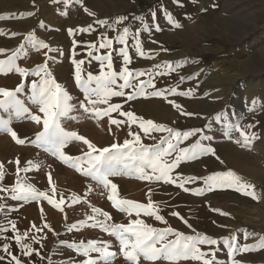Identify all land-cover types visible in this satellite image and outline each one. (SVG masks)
<instances>
[{
	"label": "rangeland",
	"instance_id": "374dc122",
	"mask_svg": "<svg viewBox=\"0 0 264 264\" xmlns=\"http://www.w3.org/2000/svg\"><path fill=\"white\" fill-rule=\"evenodd\" d=\"M153 12L156 13L155 18L151 15ZM169 14L181 27L174 28L168 22ZM0 17H6L0 19V50H3L0 60L8 59L24 45L16 57L18 66L31 72L37 66L47 64L52 77L72 97L73 110L62 118V127L83 136L97 148L131 139L127 135L129 126L111 125L107 117L94 119L91 113H85L80 108L84 93L74 80L73 59L84 60L85 72L96 75L100 65L95 56L111 52L114 70L120 71L122 57L119 49L125 46L116 43L115 38L126 26L130 30L126 45L131 57L130 69L155 73L163 71L154 67L157 64L171 62L182 65L174 67L168 74L155 76V88L148 89V93L162 88H176L178 92L191 89L190 97L166 92L164 97L149 95L148 98L139 97L127 102L126 97H113L110 103H120L123 110H132L137 116L182 132L200 130L183 141L180 147L190 148L200 140L215 154L208 153L182 162L174 171L173 175L197 178L185 185L190 191L171 184H150L121 174L110 177L118 186V198L146 204L151 189V199L158 203L160 214L167 223L158 222L143 213L139 218L156 228L171 227L185 235L200 233L220 240L221 243L211 249L201 246L202 251H215L214 264H232L233 257L223 242L232 234L241 246L247 244L252 247L264 240V0H0ZM118 17L126 19L115 25L116 30L96 23L104 19L109 25H114ZM68 29H73V35H69ZM81 29L89 31L82 32ZM137 29L139 34L135 35ZM29 33L49 44L51 50L34 49L30 42L25 41ZM101 34L113 40L111 49L99 48ZM137 39L145 52L144 57L136 52ZM88 44L96 45L92 57L87 55ZM181 77L184 79L181 80ZM35 79L38 78L31 74L26 79L15 72L0 74V88L14 90L23 83L18 98L35 114L37 109L30 103L31 82ZM173 104H179L180 109ZM218 113L222 114L219 122L214 119ZM0 115L8 117L7 113L0 112ZM112 116L119 120L127 119L118 113ZM235 124L248 134L254 133L256 139L246 144L235 130L225 135L226 126ZM248 125L252 127L248 128ZM10 126L26 143L18 145L7 133L0 132V164L4 165L5 173L0 186H14L19 167V175L27 183L48 192L57 203L61 198L64 202L61 211L53 208L47 200L13 201L8 198L9 193H0V197L4 198L0 203L8 206L7 217L0 213V225L10 219L16 223L20 233L28 232L29 237L35 236L40 241L28 240L34 251L27 257L15 244L11 230L0 234V245L9 243L11 251L22 260V264H49V260L52 264H70L72 258L83 261L85 257L78 256L66 244L97 239L113 244L111 250L118 253L113 264H128L119 254L114 237L99 228L90 227L92 221H88L87 217L93 215V207H98L110 214L108 224L126 225L137 218L135 214L129 217L119 212L108 200L109 190L45 150L33 146L30 141L42 130V125L25 116L13 117ZM131 128L136 130L137 126L131 125ZM140 135L142 143L153 145L166 133H153L155 139L144 136L142 132ZM63 151L79 157L88 148L82 141H72ZM17 159L19 166L15 163ZM30 160L34 166L24 172ZM227 171L239 176L242 182L253 185L259 199L254 200L231 188L215 189L199 196L192 194L197 188L204 187L203 177ZM49 174L51 184L48 182ZM71 197H79V200ZM12 208L17 210L11 211ZM172 212H178L187 224L171 215ZM81 221H86V225L68 231L72 224ZM33 224L41 231L37 232ZM44 224H48L51 230L43 227ZM3 237H7V241ZM97 255L92 253L91 257L96 258ZM234 259L238 264H264V248L237 253ZM0 264H9V259L0 260ZM141 264L148 262L142 260ZM156 264L167 262L158 261ZM177 264L199 262L188 259Z\"/></svg>",
	"mask_w": 264,
	"mask_h": 264
},
{
	"label": "snow or ice",
	"instance_id": "6c2138e0",
	"mask_svg": "<svg viewBox=\"0 0 264 264\" xmlns=\"http://www.w3.org/2000/svg\"><path fill=\"white\" fill-rule=\"evenodd\" d=\"M87 12L88 9H85ZM92 15V13H89ZM155 18L156 13L151 14ZM6 19V17H0ZM126 17L116 18L114 25H109L107 20H98L96 23L101 26L108 25L112 30L115 25L121 24ZM168 22L174 27L179 28L181 25L172 18L169 14L167 16ZM42 23V22H41ZM159 30V29H158ZM80 31H89V29H81ZM129 28L124 27L115 38V42L124 45L119 49L122 57V68L120 71L114 70L113 57L111 52L104 55L95 56V59L100 65L99 74L94 75L92 72H85L83 65L84 60H72L74 65V80L78 87L84 93L83 101L80 108L85 113H91L94 119H102L107 117L111 125L127 124L129 130L127 135L131 139H125L123 143H112L109 147L97 148L89 140L83 136L78 135L74 131H66L62 125L61 120L68 116L73 110L71 103L72 97L61 87L59 83L52 77L48 71L47 64L39 65L32 69L31 72L25 68L18 66L16 57L24 47L21 45L16 49L6 60H0V74H8L15 72L22 78H27L30 74L37 77L31 82L30 103L36 107L37 113H33L25 103L18 98V93L23 90V83L17 86L14 90H6L0 88V112L7 113L5 118L0 115V132L7 133L13 141L18 145H24L26 140L20 138L18 133L10 126L12 118L25 117L37 125H42V130L35 134L31 144L37 148H41L59 159L66 165L81 172L82 175L90 177L97 184L102 185L104 189L109 190L110 194L108 200L111 201L112 206L121 213H126L129 217L133 214L137 217L130 220L128 224L114 223L108 224L111 220L108 212L102 211L98 207L92 208L93 215L87 217L88 221H92V228H99L107 235L114 237L118 242L119 254L128 262V264H141V261L148 262V264H156L158 261H165L167 264H177L180 260L191 259L198 261L199 264H214L215 251H202L201 246H216L221 243L216 238H210L206 234L196 233L195 235H185L171 227L156 228L147 224L139 217L143 213L145 216L153 217L156 221L167 223L164 216L160 214V208L157 202L151 199V189L148 193V202L139 203L128 199L118 198V186L110 180V177H115L121 174L128 175L130 178H136L140 181H147L152 183L171 184L178 188L190 191L185 188V185L195 181L197 178L192 176L173 175L174 171L181 165L182 162H188L197 159L201 155L212 153L214 150L211 147L205 146L200 140L189 147H180L183 141L196 135L200 130L179 131L162 124H157L150 119H144L134 114L132 110H123V105L120 103H110L113 97H126V101H131L139 97L148 98L149 95L154 97H164L168 92L173 95L191 96L192 90L186 92H178L176 88H162L148 93V89L155 88V76H162L170 73L174 67H181L182 65H173L171 62L164 64H157L156 69H163V71L146 72L135 71L130 69L128 65L131 63V57L127 50ZM69 35H73V29H68ZM139 34L137 29L135 35ZM26 42H30L31 46L37 51L41 49H50V45L39 41L35 36L29 33L25 37ZM156 43V41H152ZM87 55L92 57L96 48L95 44L86 45ZM113 47V40L101 34L100 49H111ZM136 52L141 56H145V52L141 46V42L137 39L135 42ZM167 51L166 49H162ZM3 50H0L2 52ZM47 55V53H45ZM154 59L155 57H149ZM147 77V79H140ZM195 78V76L193 77ZM184 77H181L183 80ZM94 85V86H93ZM129 89L130 91H125ZM99 105H107L101 108ZM173 107L180 109L179 104H173ZM118 113L120 117H126V120H119L113 118L112 114ZM42 114V115H41ZM182 115L185 113L181 112ZM191 115V114H188ZM222 114H217L214 119L218 122L221 120ZM131 125H136V130H132ZM251 128V125L247 126ZM111 130V129H110ZM235 130L239 132L244 143H250L256 139L255 134H248L242 130L240 125L235 124L226 126L225 135ZM144 136L155 139L153 133H166L161 135L158 142L153 145H145L141 141L140 133ZM229 138H231L229 136ZM72 141H82L87 145L88 151L83 156L73 157L65 154V149ZM239 142V141H237ZM16 165H20L19 159L15 161ZM33 162L28 161V167L24 168V172H28L33 167ZM5 177L4 165L0 164V181ZM204 187L197 188L192 194L202 195L205 192L215 189H234L243 195L250 196L254 200L259 197L253 190V185L242 182L241 178L231 171L220 172L203 177ZM49 184L52 183L51 174L48 176ZM55 192V188H52ZM0 193H9L8 198L13 201H40L47 200L48 204L53 208L60 209L63 204V198L57 203L50 198L48 192L41 191L32 184L27 183L24 178L19 175V167L16 171V180L14 186L11 188L0 186ZM4 199L0 197V200ZM70 199L79 200V197H71ZM7 204L0 203V213H4L7 217ZM17 209L12 208L11 211ZM43 213V209H41ZM173 216L184 220L178 212L170 213ZM222 215L224 213H221ZM103 217V219H99ZM86 221H81L79 224H72L68 231H73L81 225H86ZM187 224V221L184 220ZM37 232L40 228L32 225ZM43 227L51 230L48 224ZM190 227V225H189ZM11 230L14 233L13 239L15 244L19 247L23 256H31L34 249L29 239L40 243L35 236L29 237L28 232L20 233L17 230L16 223L12 220H7L6 224L0 225V234ZM174 237V239H170ZM7 241V237H3ZM247 238V235L245 236ZM229 248V255L233 257L232 264H238L234 259L237 253H245L255 249L264 248V240L258 245L249 247L247 244L243 246L237 243L235 234L225 238L223 241ZM67 248L75 251L78 256H83V261H77L75 258L70 260V264H113L118 253L111 250L113 244L108 241H100L97 239H89L87 242L69 243L65 245ZM98 254L96 258H92L91 254ZM39 255V253H37ZM9 259V264H22V260L10 249L9 243L5 242L0 245V260ZM43 259V257H41ZM27 264V262H23ZM49 264H52L49 260Z\"/></svg>",
	"mask_w": 264,
	"mask_h": 264
},
{
	"label": "bare ground",
	"instance_id": "6f19581e",
	"mask_svg": "<svg viewBox=\"0 0 264 264\" xmlns=\"http://www.w3.org/2000/svg\"><path fill=\"white\" fill-rule=\"evenodd\" d=\"M240 110V109H239ZM67 175V174H66ZM256 180H258V179H256ZM264 180V179H263ZM259 181V180H258Z\"/></svg>",
	"mask_w": 264,
	"mask_h": 264
}]
</instances>
